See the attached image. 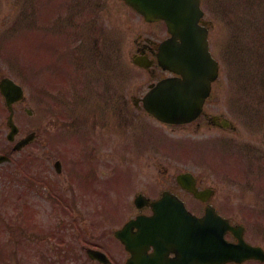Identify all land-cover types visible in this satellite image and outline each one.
<instances>
[{
	"label": "rangeland",
	"instance_id": "1",
	"mask_svg": "<svg viewBox=\"0 0 264 264\" xmlns=\"http://www.w3.org/2000/svg\"><path fill=\"white\" fill-rule=\"evenodd\" d=\"M47 6L50 9L45 11ZM203 6L213 24L211 49L222 66L221 80L228 82L225 84L228 97H235L239 103L255 104L259 100L264 103V82L261 83L264 81V67L256 62L258 55L264 57V0H204ZM227 12L238 19L230 23ZM166 32L164 24L148 25L135 11L116 0H0V80L10 77L25 88L26 102L18 107L19 118L16 121L21 123L18 139L33 132L37 136L32 146L14 152L11 163L0 165V174L9 172V177H12L16 168L21 166H16L15 161L32 159L34 152L44 156L45 144L49 148L45 158L53 161L48 164L49 168L51 166L54 170L57 159H62L67 167L63 174L53 177L58 191H62L66 185L64 176L71 177L69 170L82 168L77 166L79 160L75 156V148L92 145L88 147L91 150L97 147L103 158L102 172L97 180L98 197L93 203L98 202L99 208L96 204L92 206L98 211L96 214L86 211V220L88 226L95 225L96 221L97 226L111 230L116 224L113 220L115 216L124 215L135 194L143 192L147 182L143 178L157 176L154 162L167 164L177 161L175 152L171 150H154L160 145V139L167 142L168 136L174 139L157 122L144 118L153 127L149 136L151 147L142 152L131 149L137 147L132 143L136 133L131 139L134 128L116 117L111 121L112 126L105 127L107 113L99 112L104 103L109 101L111 104L117 99L119 111L124 106L132 120L138 117L129 96L134 88L138 90V95H144L152 78L133 64L135 40L144 39L149 34L158 40L165 37ZM234 56L241 57V61L235 62ZM69 85L72 89L64 91ZM237 86L243 88L242 94ZM24 106L33 111L31 116L27 115ZM259 109L249 106L244 113L254 118L263 115L264 118V105ZM234 117L242 119L237 111ZM7 118L8 111L0 101L2 152H9V147H12L6 137L10 131ZM97 118L101 121V129L95 126ZM243 132L261 144L259 154L264 159V143L258 128L251 135L244 129ZM86 146L82 149L84 159L88 158L89 152ZM41 161L38 158L39 166ZM261 165L263 168L253 169L257 177L262 174L264 161ZM110 166L114 170L112 174ZM114 174L116 179L112 177ZM253 175L256 176L253 173L241 174V179L251 182ZM128 178L136 183L130 185ZM1 194L0 189L2 198ZM1 198L0 256L10 259L2 260L0 257V264H63L64 260L57 259L61 256L63 243L45 240L46 236L57 238L53 226L58 213L51 211L45 201L39 200L33 220L39 237L45 239L36 243H14L13 235L19 232L17 226L28 224L32 227L31 215L25 208L24 217L14 223L15 206L8 199L1 202ZM255 201L248 203L254 205ZM232 218L247 224V238L251 242L264 245V215ZM4 219L5 226L10 222L17 232L13 230V235L6 234ZM16 238L19 239L17 235ZM70 240L74 241V238L70 237Z\"/></svg>",
	"mask_w": 264,
	"mask_h": 264
},
{
	"label": "flooded vegetation",
	"instance_id": "2",
	"mask_svg": "<svg viewBox=\"0 0 264 264\" xmlns=\"http://www.w3.org/2000/svg\"><path fill=\"white\" fill-rule=\"evenodd\" d=\"M208 19L205 13L201 24L207 26ZM151 37L154 35L135 40V59L149 64L146 70L151 78L161 80L173 76V73L159 66L157 57L158 42L167 37L159 41ZM153 82L148 84V90ZM225 84L219 79L212 84L210 96L196 120L183 125H164L174 134V146H171L175 148L177 161L154 163L157 176L143 178L147 181L143 192L135 194L124 215L113 217L116 224L111 230L97 226L95 220V225L88 226L86 220V211L96 214L98 211L92 206L96 204L99 208L98 202L93 203L98 197L97 180L102 172L103 157L98 149L97 155H90L86 161H78L77 166H82L81 169L69 170L71 177L64 176L66 185L62 191L55 188L57 185L51 167H37L36 157H32L30 174L24 176L23 168H19L13 185H1L3 196L13 189L18 191L20 210L28 208L33 218L39 200L58 212L56 228L62 231L64 246L61 251L63 255L57 259L64 260L63 264H197V251L210 247L209 240L213 236L218 238L224 234V220L237 225L238 222L232 217L264 215V176L257 177L253 170L262 167L264 161L259 154L261 144L243 132L244 129L251 135L258 128L263 144L264 118L260 112L262 117L254 118L241 112L243 106L239 108L241 111L235 107L237 103H231ZM21 104L23 102L14 105L15 122L19 118L18 106ZM236 111L242 119L234 117ZM145 131L140 132L137 147L146 152L148 139ZM17 137L14 145L19 141ZM0 153L4 152L0 150ZM19 162L27 167L26 162ZM110 168V173H114ZM65 171L67 167L64 164L62 173ZM246 173L256 175H253V181L241 179V174ZM261 173L264 174V169ZM138 198L143 199L141 208L136 202ZM253 200H256L254 205L248 203ZM156 214L162 216L158 222L154 220ZM139 217L142 224L135 222ZM174 221L177 225L167 223ZM127 223L132 225L123 234L126 242L122 243L117 234ZM98 227L101 229L97 230ZM214 227L218 229L215 233ZM141 228L142 239L139 237ZM222 237L227 241L234 240L229 232ZM90 250L100 251L107 258L93 257Z\"/></svg>",
	"mask_w": 264,
	"mask_h": 264
},
{
	"label": "water",
	"instance_id": "3",
	"mask_svg": "<svg viewBox=\"0 0 264 264\" xmlns=\"http://www.w3.org/2000/svg\"><path fill=\"white\" fill-rule=\"evenodd\" d=\"M124 1L147 21H166L172 38L160 46V61L164 68L181 72L184 76L183 80L174 78L160 82L146 98V108L165 122L193 119L201 111L206 95L204 90L209 91L210 82L218 73V63L209 51L208 30L199 25L202 16L200 0ZM0 89L11 110V104L23 97L22 88L10 79H4ZM229 229L235 232L233 227ZM201 252L203 257L200 258L209 264L242 263L251 259L264 261V251L241 238L238 245L213 243ZM199 254L197 251L198 258Z\"/></svg>",
	"mask_w": 264,
	"mask_h": 264
},
{
	"label": "trees",
	"instance_id": "4",
	"mask_svg": "<svg viewBox=\"0 0 264 264\" xmlns=\"http://www.w3.org/2000/svg\"><path fill=\"white\" fill-rule=\"evenodd\" d=\"M263 55V54H262ZM259 58V59H258ZM257 63H259V66L260 67H264V57L263 56H260L258 55L257 56V60H256ZM261 82H264V81H261Z\"/></svg>",
	"mask_w": 264,
	"mask_h": 264
}]
</instances>
